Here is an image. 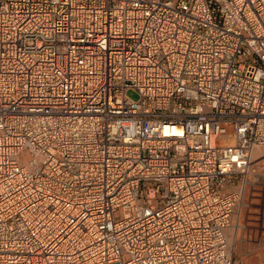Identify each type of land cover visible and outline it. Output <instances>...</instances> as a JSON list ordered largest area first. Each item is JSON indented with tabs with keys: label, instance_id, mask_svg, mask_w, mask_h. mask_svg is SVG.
Masks as SVG:
<instances>
[{
	"label": "built area",
	"instance_id": "1",
	"mask_svg": "<svg viewBox=\"0 0 264 264\" xmlns=\"http://www.w3.org/2000/svg\"><path fill=\"white\" fill-rule=\"evenodd\" d=\"M256 148L264 0H0V264H234Z\"/></svg>",
	"mask_w": 264,
	"mask_h": 264
},
{
	"label": "rangeland",
	"instance_id": "2",
	"mask_svg": "<svg viewBox=\"0 0 264 264\" xmlns=\"http://www.w3.org/2000/svg\"><path fill=\"white\" fill-rule=\"evenodd\" d=\"M128 96L138 100L133 91ZM261 160V167L253 161V174L241 213L234 218L233 227L229 229L228 241L234 264H264V158ZM233 231L234 237L231 236Z\"/></svg>",
	"mask_w": 264,
	"mask_h": 264
},
{
	"label": "bare ground",
	"instance_id": "3",
	"mask_svg": "<svg viewBox=\"0 0 264 264\" xmlns=\"http://www.w3.org/2000/svg\"><path fill=\"white\" fill-rule=\"evenodd\" d=\"M260 150H261V151H260ZM256 151H257V152H256ZM254 156H255V157H254ZM261 157L264 158V149H263V148H256V149L254 150V153H253V161L255 160V163H256V165H257L258 167H261V165L263 164V161L261 160ZM252 168H253V167H252ZM242 206H243V204L240 205V206L238 207L237 211H236L235 214L233 215V221H232V223L234 222V218H235L238 214L240 215L241 210H242ZM232 227H233V224H232V226H231L229 229H231ZM229 229H228L227 232H226V235H227L228 240H229L228 232L230 231ZM234 234H235V231L232 232V236H234ZM230 251H231V248H230ZM231 254H232V252H231Z\"/></svg>",
	"mask_w": 264,
	"mask_h": 264
},
{
	"label": "crops",
	"instance_id": "4",
	"mask_svg": "<svg viewBox=\"0 0 264 264\" xmlns=\"http://www.w3.org/2000/svg\"><path fill=\"white\" fill-rule=\"evenodd\" d=\"M257 152V151H256ZM230 236V231L228 232V237ZM232 236V235H231ZM234 237V236H233Z\"/></svg>",
	"mask_w": 264,
	"mask_h": 264
}]
</instances>
